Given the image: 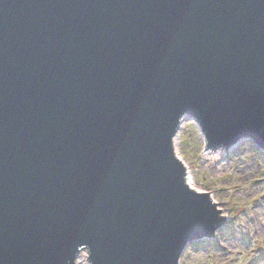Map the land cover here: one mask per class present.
Masks as SVG:
<instances>
[{"label": "water", "instance_id": "water-1", "mask_svg": "<svg viewBox=\"0 0 264 264\" xmlns=\"http://www.w3.org/2000/svg\"><path fill=\"white\" fill-rule=\"evenodd\" d=\"M185 114L264 152V0H0V264H180L213 238Z\"/></svg>", "mask_w": 264, "mask_h": 264}, {"label": "rangeland", "instance_id": "rangeland-1", "mask_svg": "<svg viewBox=\"0 0 264 264\" xmlns=\"http://www.w3.org/2000/svg\"><path fill=\"white\" fill-rule=\"evenodd\" d=\"M177 137L176 155L186 167L187 182L209 193L226 216L215 238L187 249L180 264H264V152L243 141L230 152L222 149L216 160L208 155L205 134L188 118ZM81 254L76 264L84 258L89 264L88 253Z\"/></svg>", "mask_w": 264, "mask_h": 264}, {"label": "bare ground", "instance_id": "bare-ground-1", "mask_svg": "<svg viewBox=\"0 0 264 264\" xmlns=\"http://www.w3.org/2000/svg\"><path fill=\"white\" fill-rule=\"evenodd\" d=\"M187 117H188V115L187 114H185V115H182V117H181V121H180V125L181 124H183L184 122H185V120L187 119ZM194 122V121H193ZM195 123V122H194ZM179 131H180V127L176 130V133H175V135H174V137H173V142H174V144H173V148H174V152L176 153V146H175V143H176V139L178 138L177 136H178V133H179ZM236 147H234V149H235ZM210 150L208 151V155H213L214 156V158L216 159V160H218L221 156H222V154H223V151H221L222 149H225V153L229 150V152L230 151H232L233 150V148H231V147H226V146H216V147H210L209 148ZM212 150V151H211ZM223 169V167H221V170ZM188 178V177H187ZM187 178H185V183H187V184H189V182H187ZM189 188L190 189H192L193 191H195V192H198V191H196V190H194V188H192L191 187V184H189ZM198 193H201V192H198ZM221 214H222V211L220 212ZM226 224V223H225ZM221 229H219V230H217L216 232H215V235H216V233L218 232V231H220ZM215 235H214V237L213 238H206L204 241H201V242H199V243H203V242H205V241H207V240H211V239H214L215 238ZM199 243H195V244H193V245H191L189 248H193L194 247V245H196V244H199ZM219 249H223V245L221 244V243H219ZM185 253H186V251H185ZM184 253V254H185Z\"/></svg>", "mask_w": 264, "mask_h": 264}, {"label": "built area", "instance_id": "built-area-1", "mask_svg": "<svg viewBox=\"0 0 264 264\" xmlns=\"http://www.w3.org/2000/svg\"><path fill=\"white\" fill-rule=\"evenodd\" d=\"M85 261H86V259H85V258H84L83 260H82V259H81V260L79 259V260H78V264H84V263H85Z\"/></svg>", "mask_w": 264, "mask_h": 264}, {"label": "trees", "instance_id": "trees-1", "mask_svg": "<svg viewBox=\"0 0 264 264\" xmlns=\"http://www.w3.org/2000/svg\"><path fill=\"white\" fill-rule=\"evenodd\" d=\"M199 247V244H196V245H194V247L193 248H198Z\"/></svg>", "mask_w": 264, "mask_h": 264}]
</instances>
